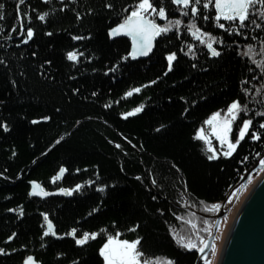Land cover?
<instances>
[{
	"label": "trees",
	"instance_id": "16d2710c",
	"mask_svg": "<svg viewBox=\"0 0 264 264\" xmlns=\"http://www.w3.org/2000/svg\"><path fill=\"white\" fill-rule=\"evenodd\" d=\"M133 1L63 0L51 6L29 0L19 17L13 0H0V124L8 127V131L0 127V174L11 181L0 178V247L16 249L1 258L0 264H19L29 251L41 264H102L96 253L99 235L115 229L128 239L140 236V247L148 256L193 264L194 255L179 251V245L172 244L150 220L154 216L163 223L171 219L173 200L168 192L181 188L180 176L185 177L194 200L220 202L235 185V169L263 150L264 129L259 123L264 120V67L258 66L264 57L251 53L245 54L248 61L242 59L239 44H250H244L250 36L230 33L219 47L220 56L209 59L201 50L190 54L201 44L192 43L189 50L176 31L160 39L146 61L120 63L126 41H110L107 29L121 20L120 13ZM151 2L156 4V0ZM163 5L168 14L174 11L170 0ZM50 9L54 12L45 22L35 21L34 16L24 18L43 12L46 16ZM197 26L205 29L207 24L200 20ZM27 27L33 28L34 35L25 42ZM248 31L261 34L255 28ZM74 49L83 53L77 66L65 60V53ZM168 51L176 52L177 59L166 72L164 53ZM249 61L256 66L252 68ZM132 85H144L140 95L128 103L118 102L121 91ZM248 92L256 94L254 100L259 103L258 109L246 105L245 118L253 122L244 137L249 140L240 142L232 160L207 163L193 138L197 124L228 101L247 97ZM139 100L144 103L142 113L120 119L119 112L125 116L127 108L135 109ZM42 116L49 119L41 120ZM33 120L37 122L31 124ZM83 124L91 130L82 132ZM253 130L260 133L259 140L250 139ZM108 141L119 145L118 149ZM59 166L67 169L65 184L96 175L97 186L104 185L105 193L95 192L92 186L71 199L40 202L27 198L26 179L46 180ZM198 169L211 171V180L199 183ZM16 206L22 211L19 220L5 212ZM38 211L49 213L58 235L76 228L78 235L96 231L97 237L78 247L72 239L41 236ZM13 233L11 242L4 243Z\"/></svg>",
	"mask_w": 264,
	"mask_h": 264
},
{
	"label": "rangeland",
	"instance_id": "374dc122",
	"mask_svg": "<svg viewBox=\"0 0 264 264\" xmlns=\"http://www.w3.org/2000/svg\"><path fill=\"white\" fill-rule=\"evenodd\" d=\"M3 1H12V0H1V2H3ZM39 1H41V3L51 4V6H54L55 2L56 3L63 2V0H39ZM67 1L73 2V0H67ZM28 2H29V0H27V1L26 0H13V4H14V7H15V14L20 17L21 14H23L21 9H23L24 3L27 4ZM138 2H139L138 0H134L133 3H131L132 5H130L127 9L123 10L122 11L123 13L122 12L120 13L121 20L118 23H120L125 16L130 15L132 9L135 6H137ZM163 2H164V0H160L159 2H158V0H156V4H154V5H156L158 7ZM193 2H194V0H193ZM170 3H171V0H170ZM212 4L214 5V0H212ZM171 7H173L174 11L173 12L170 11L169 14H166V18H160L157 15V13L151 12V10H150L151 14L149 15V19H155L157 23L162 24V25L163 24H167L170 21H174L176 19H180L183 22V23H181L180 27H185V25L189 27V22H186V23L184 22V18H185L184 15H182L181 12L180 13L177 12L172 3H171ZM197 8L199 9L197 14L201 15L203 13V9H204L203 8V0H201V3L197 5ZM208 9H205V10H208ZM255 9L257 10L256 7H255ZM61 11H62V9H61ZM53 12L54 11L52 9H50L49 13H47V15L44 17V20H40L38 18L39 15H37V14L36 15H34V14L33 15H31V14L29 15L28 14L24 18L29 19V18H32V16H34L35 17V21L38 20L40 22H42V21L45 22V20L47 19V16L50 17L51 14H53ZM43 14H46V12H43ZM208 15L209 16H214V13L213 14H208ZM190 20H192V21L196 20V22L194 21L196 23V25L200 21V19H190ZM202 22L206 23L203 20H202ZM20 23H21V19L17 20V24H20ZM30 25L32 26V23H30ZM115 26H116V24L113 23L110 27H115ZM108 29H107V31H108ZM22 30L23 29H22V24H21L20 27H19V31H22ZM203 30H205V29H203ZM208 30H211V31H213L215 33L217 31H221V30H218L215 27L210 28ZM11 31H12V29L10 30L9 34H11ZM176 31L177 30H176V28L174 26V27H172L169 30L168 33H162L160 36L156 37L155 40L153 41V50H152V52H150L148 54V56H138L136 58L127 57L125 60H120V63H125L127 60L130 61V62L141 61V58L149 59L151 57V55L153 54V52L155 51V47H156L158 41L160 39L164 38V37H167V35L169 33H173L174 34ZM25 34H26V32H25ZM0 36H1V33H0ZM120 39L126 41V44H127V48L125 49V51H123L121 56H127V52L131 51V38H129L127 36H124V35H119V36L114 37V38L109 39V40L110 41H115V40H120ZM0 40H1V37H0ZM219 46L222 47V46H224V44L221 43ZM189 50H191V47L189 48ZM70 51H73V50H70ZM66 53H65V60L67 62H70L73 65L77 66L79 64V57L81 56V55H79V52L77 50H75V53L78 54L76 61L68 60L67 56H66ZM165 54L166 53H164V56H165ZM164 60H165V63H166V72H169V70L167 69V60H166L165 57H164ZM115 68L116 67L113 66V69H115ZM114 74H115V72H114ZM143 86L144 85H141V86L132 85L130 87H127L126 89L121 91L122 94H119L118 102L128 103V101H130L133 98V96L140 95V93H141V89L140 88H143ZM136 88H139V91H134V89H136ZM256 91H262V89H257ZM125 93H129V94L125 95ZM255 95H252L251 92H248L247 93V97L243 96V99H241V100L239 99V101H240V103L242 105V110H241V113H239L238 116H237L238 119H242V120L245 119V113L243 111V107H245L246 105L249 106V109H251V108L258 109L259 103L256 100H254ZM236 99H238V98H236ZM231 101H228L227 104H229ZM108 103H109V105H111L110 101ZM116 103H117V101H116ZM260 104H261V102H260ZM135 105H136L135 108L140 107L141 111L133 112V109H128L127 108V112H126L127 115L124 116V113H122V111L119 112V117L121 115L120 119L123 118V120H126L127 118H133V117L139 116L142 113V111H143L142 106L144 105V103H142V101L139 100V101H137L135 103ZM115 107H117V104H115ZM129 108H132V107H129ZM143 108H144V106H143ZM225 110L226 109H224V110L222 109V111L221 110H219V111H221V114L223 115ZM216 111H218V109ZM254 114L257 117H261V115H262V114H259V113L258 114L254 113ZM207 118H208V116L203 118L202 121L199 124H197V126L195 128V131H196V129L201 128V127H203L206 132L208 131V125H205L203 123V121L205 119H207ZM31 124H35V123H32V121H31ZM233 125H234V122H233ZM80 127H82V129H84L82 131L84 133H86L88 130L89 131L91 130V127L84 126V124L81 125ZM2 129H3V127H2ZM231 132H230L229 136L231 135ZM194 135H195V133H194ZM119 137H120V139L122 141H125V142L127 141L126 139H123L121 136H119ZM210 139L212 140L213 147L218 152H222L221 146L219 145V142L216 141L215 137H210ZM230 139H232V138L230 137ZM197 141L199 142V146H200V149H201L200 154H201L202 158L207 163L215 164V163H219L221 161L226 162V161H228V159L231 158L230 160H232L234 158V157L232 158L233 155L230 156V157H224L221 154L216 159L209 161L207 159V155H209L211 153L207 152V148L203 144L202 141H199V140H197ZM108 144H110L111 146H113L116 149H118L119 145H117L116 143H112V142L108 141ZM237 147H238V145H237ZM132 149H136V148H132ZM256 158H255L256 160L255 159L253 161L251 160V162H249L248 164H245V165L242 164L243 167L240 164L237 167V169H235L234 174L237 173L236 177L233 180L235 185L233 186V189L231 188V189H229L228 192H226V195L224 196L223 200H221L220 202L213 203L214 201L209 202V201H206V200H194L193 197L189 194V190L187 189L188 187L186 186L185 177H183V179H181V176H180L179 185L181 186V188H178V186H177V188H174V190H171V191L168 192V196L170 194V197L173 200V206L171 207L172 210H170L169 213H168L169 216L171 217V219H169L168 221L163 223V221L160 218L154 216V217H152V220H150L151 221V225H153L154 222H155V224H158V229L164 231L165 234H167L166 236H168V238L170 240H172L171 241L172 244L174 243L177 246H178V238L181 237V236L184 237L185 243H187V241L189 239L192 242H194L197 245L196 248L188 249V248H183L181 245L178 246L180 248L179 251H183L184 250L185 253L194 255V260L192 261L193 264H205L206 261H207V264H216L218 259H219V257H220V253L222 252V246L224 245L226 237L228 236L227 235L228 231L230 230V225L228 223L231 222L233 217L234 218L236 217L235 216L236 213H237L236 211L243 204L244 199L246 197V194L252 190V187H253L252 185L254 183L258 182L257 179H259L260 176H262L264 174V165H262L260 163L261 160H264V148H263L262 151H260V153L258 151V153L256 154ZM60 167L61 166H59L54 171V173L50 174L49 177L46 180H38V179H34V178H27L26 182H25V185H26V188H27V193H26L27 198L34 199V200H37V201H40V202H44V201H47V200H50V199H56V198H59V199H71L74 195H80L81 193H83V191L92 188V186H93L95 192L96 191L100 192L98 190V186H97L100 182H99V180H97L98 177L96 175H94L93 177L92 176L85 177L81 181H78L76 183H72V184L68 185V184H65L64 181H63V179H64V177H65V175L67 173V169L65 168L66 171L63 174H61L55 181H53L51 178L53 176H55L57 172H59ZM76 171L77 170H74L73 172H76ZM30 172H31V170L28 172L27 176L29 175ZM210 174H211V171L210 172H208V171L204 172L201 169H198V181H199V183L206 184L207 182L205 180H207V179L211 180V175ZM0 178L10 181V179H8V176L5 175V174H2V173L0 174ZM89 180L92 181V184L85 183L86 181H89ZM181 180L183 181V184L181 183ZM30 181H36L37 184L40 185V187H42L48 193V195L47 196H40L38 194V190H37V192H32V184L30 183ZM150 181H151V183L153 185V179H152L151 176H150ZM77 183L81 184V189L80 190H76L75 189V185ZM239 184H242L245 187L239 189L238 188ZM61 187L73 189L71 195L58 192L57 189H59ZM30 192H32L31 195H29ZM102 193H105V187H104V190H103ZM169 202L170 201L165 200L166 204L169 203ZM213 204L217 205L218 207L213 208L212 207ZM19 207L20 206H16L14 208H9V209L7 208L5 210V212L7 214L16 215L18 217V220H19V219L22 218V214H21L22 211L18 210ZM10 209H11V211H9ZM44 212L45 211H38V213L40 215V218H41V223L39 224V229L41 230V233H42L41 236L44 235V230L47 228V223L44 221V218H43V215H42V213H44ZM162 215H164V213ZM48 216H49V219L51 220L49 213H48ZM216 216L218 217V227H219V229L217 227L216 231L213 232L215 222L217 221V217ZM163 220L165 221L164 218H163ZM189 222H191V223H189ZM52 224H53V231H55L57 233L56 227H55L53 221H52ZM219 224H220V226H219ZM226 224H228L226 226L228 231L224 232V231H222V226L226 225ZM116 230H118V229H115V231ZM115 231H112L111 233H108V234H114ZM101 232L104 233L105 231L101 230ZM221 233H222V236H221ZM108 234L99 235V238H100L99 239V246L97 248H99L102 245V243L104 242V240L106 239ZM44 236H46V237L48 236L49 238H51L53 240H62L64 238L72 239L74 241V244H75V238H76V236H69L67 234H65V235L61 234V235H57V236H52L51 233H48L47 235H44ZM221 237L223 238V240H222V242L219 241V244H218V240ZM120 238L121 239H128V238H125L123 236H120ZM90 239L92 240L94 238H90ZM210 239H211V241H210L209 247H206V245H207V243H208V241ZM201 240H203L204 242L207 241V243L201 244ZM9 242H11V240L7 239V240H5L4 243H9ZM77 246L80 247L82 245H77ZM216 247H218L217 252H215L216 251V249H215ZM0 248H2V247H0ZM200 248H203V252H201L199 250ZM2 249H4V253H0V259L5 257V256H8L10 253H12L13 251L16 250V249L15 250H6V248H2ZM96 253H97V255L100 258L101 263H102V258L99 256L98 249L96 250ZM28 256H32L33 260L36 262V264H41V262H39L36 259L35 254L32 251L26 252L20 258L19 264H24V261L27 259ZM151 257H153V256H151ZM155 257H159L160 260L162 261V264H165V262L167 261V259H165L164 257H162L160 255L159 256H155ZM153 264H154V262H153Z\"/></svg>",
	"mask_w": 264,
	"mask_h": 264
},
{
	"label": "snow or ice",
	"instance_id": "6c2138e0",
	"mask_svg": "<svg viewBox=\"0 0 264 264\" xmlns=\"http://www.w3.org/2000/svg\"><path fill=\"white\" fill-rule=\"evenodd\" d=\"M257 2V0H214V5L212 4V0H203V8L208 9L210 5L214 6L215 15L213 17L216 25L220 29L225 28L224 23H220L221 18L227 21H235L239 20L241 22V26H243V22H245L249 17V10L252 6ZM261 3H264V0H260ZM171 3L174 5L182 6V15H188L189 9L193 16H196L199 9L197 5L201 3V0H171ZM3 5L0 4V8ZM111 7V5H108ZM151 12L157 13L160 18H166V8L161 3L158 7L154 5L151 0H139L137 6H135L130 15H127L123 18V20L116 24L115 27H110L107 31V36L109 39L117 37L119 35H124L131 38V51L127 52V56H121L120 60H125L127 57L136 58L138 56H148L150 52L153 50V41L156 37L160 36L162 33H168L169 30L175 26L177 30V34L180 31V25L182 21L180 19H176L174 21H170L167 24H159L155 19H149V15ZM261 18L264 19V9L259 10ZM147 14V15H146ZM2 16V14H0ZM45 14L41 13L39 15L40 20H44ZM204 20L209 19V15H204ZM255 23V21H253ZM257 27H261V25L257 24ZM188 31L191 33L193 37L200 39L201 43H206L208 54L213 57L220 56V51L213 47L212 41L215 39L210 33L203 32L201 34V28L197 27L196 23L192 20L189 21ZM231 33V29L228 30ZM47 35H51V33H46ZM34 35V30L32 27H27L26 29V37L25 42L30 40ZM204 36L208 37V40L205 41L203 39ZM73 39H82V37H73ZM223 43V41H220ZM251 47V45H249ZM36 53H33L35 55ZM77 53L75 50L68 51L66 53L67 59L70 61L77 60ZM79 55H83V53H79ZM165 58L167 60V69L171 71L174 67L173 61L177 59L176 52L169 51L165 54ZM91 59V57H89ZM45 63H50L49 61H45ZM195 67V65H193ZM264 67V66H262ZM149 83H153L150 81ZM134 91H139V88L134 89ZM129 93H125L128 95ZM95 95V93H93ZM242 110V105L239 100L233 99L227 106L224 114H221V111H213L207 119L203 121L205 125H208V131L206 132L203 127L196 129L194 139L202 141L203 144L207 148V152L211 153L207 155V159L209 161L216 159L219 155H223L224 157L232 156L233 152L236 150L237 145L240 144V141L244 139L246 133H249L250 126L252 125V120L249 118H245L242 120L241 125L238 129V136L235 140L230 139V132L232 131L233 122L237 119L238 114ZM141 111L140 107L133 109V112ZM243 111L245 115L247 114L248 109L243 107ZM127 115V113H125ZM41 120L47 121L49 119L48 116L40 117ZM36 120H33L32 123H36ZM0 127H3L4 131H8L7 125L0 124ZM163 127V125H161ZM259 127L264 129V120L259 123ZM210 137H215L216 141L219 142L221 146L222 152H218L212 145V140ZM250 139L253 141L260 139V133L257 131H251ZM260 163L264 165V160H261ZM66 171L64 166H61L59 172L56 173L51 179L55 181L61 174ZM79 171V169H77ZM32 184V192H37L40 196H47L48 193L37 184L36 181H30ZM87 184H92V181H86ZM153 183H155L153 181ZM76 190L81 189V184L77 183L75 185ZM99 191L104 190V185L98 186ZM58 192L71 195L73 189L71 188H59ZM29 193V195L32 194ZM213 208L218 207L213 204ZM11 211V209L9 210ZM93 212L97 211L96 208H93ZM22 214V213H21ZM44 221L47 223V228L44 230V235L51 233L52 236H57L58 233L53 231L52 221L49 219L48 213H42ZM115 225V221L112 222ZM191 223V222H189ZM138 227L134 225L132 231ZM69 236H76L75 244L76 245H84L90 238H95L97 236L96 231L88 232L84 231L82 235L77 234V229L72 228L68 233ZM15 236L13 233L8 237L11 240ZM121 233L119 230H116L114 234H108L102 245L98 248L99 256L102 258V264H162V261L159 257H151L148 256L145 252L142 251L140 247L141 237L136 236L134 239H121ZM178 243L188 249L196 248L197 245L192 242L190 239L185 243L184 237L181 236L178 238ZM205 242L201 240V244ZM203 252V248L199 249ZM0 253H4V249L0 248ZM24 264H36L33 260L32 256H28L24 261ZM165 264H175L173 260H167ZM207 264V261L205 262Z\"/></svg>",
	"mask_w": 264,
	"mask_h": 264
},
{
	"label": "bare ground",
	"instance_id": "6f19581e",
	"mask_svg": "<svg viewBox=\"0 0 264 264\" xmlns=\"http://www.w3.org/2000/svg\"><path fill=\"white\" fill-rule=\"evenodd\" d=\"M173 6H174V8L176 9L177 12H179V13L181 12L182 13V6H178V5H174V4H173ZM255 7L257 8V10L255 9ZM261 9H264V3H261L260 0H257V2L249 10V12H250L249 17H248V19L245 22H243V26H241V22L239 20L227 21V20H223L221 18V20L219 22L220 23H224L225 24V28L224 29H220L216 25V22L213 19L214 16H209V19L208 20H204V18H203L204 17V13H202L201 15L200 14H197L196 16H193L191 14V12H190V9H189L188 15H186V16L184 15V17L186 18V19L184 18V22L185 23L186 22H189L190 19H200V20L205 21L206 24H207V26L205 27V30L201 29V34L203 32H208L213 37H215V39L212 41L213 47H216L220 51V53H222L221 49L219 48L220 47L219 46L220 44H216V43H221L220 41L227 40L226 39V36L227 37H231V36H229V34H230V32L228 31L229 29H231V33L232 34H235V35L242 34V35H246L247 37L249 35L250 37H248L246 40H244L245 41L244 44H246V43H250V44H247V45L244 46L243 44L239 43L240 44V47L242 48L241 49V54H244V58H242V59L248 61L247 60L248 58H247V56L245 54L249 55V54L252 53V54H255L256 56H262V57H264V19H262L261 18V15H260V11L259 10H261ZM213 13L215 15L214 6L210 5V8L207 10V14H213ZM166 14H168L167 10H166ZM253 21H255V23H253ZM257 24L261 25V27H257L256 26ZM212 26L215 27V28H217L218 30H221V31H217L216 33L213 32V31H207V29L213 28ZM249 28H255L257 31L261 32V34H259V35H257V34H250L249 31H248ZM179 33L181 34V35H178V37H180V40L183 41L188 46L194 47V45L192 43H199V44H201V46L199 47V50L197 52H195V51H188L190 54H192V55L197 54L201 50V51L205 52L206 56L209 59H216V58L219 57V56L218 57L210 56L208 54V49H207L206 43H201L200 39H198L196 37H193L191 35V33L188 31V26L185 25V27H180ZM203 39L205 41H207L208 40V37L207 36H204ZM252 42H256V44H251ZM235 43L237 44V42H235ZM249 45H251V47H249ZM146 60H147V58H141V61H146ZM260 61H261L260 62L261 65H259L258 67L264 66V63H263L264 60H260ZM248 64L252 68H254V66H256L251 61H249ZM262 78H264V74L262 75ZM237 100H239V99H237ZM227 105H225V106H223L221 108H218V110H221L222 111V109L223 110L226 109V106ZM210 115H211V113H210ZM237 119H238V117H237ZM241 123H242V119L237 120V121L236 120L234 121V125L232 126V132H231V135H230V137L233 140H235V138L238 136V129H239V126L241 125ZM245 140H249V139H242L240 142H244ZM262 177H264V174L262 176H260L259 179H257L258 182H260V180L262 179ZM258 182L254 183L252 185L253 186L252 187V190L254 189V187L257 185ZM243 187H245V186H243L242 184H239V186H238L239 189L240 188H243ZM232 189H233V187H232ZM250 192H248L246 194L245 199L249 196ZM245 199H244V201H245ZM242 207L243 206L241 205V207L236 211L237 212L236 215H239ZM234 220H235V218L233 217V219L231 220V222L229 221L230 223H228L230 225V230L232 229V225L235 222ZM228 224L222 226V231H224V232H227L228 231L227 228H226V226ZM219 226H220V224H219ZM218 229H219V227H218ZM230 230L228 231V234H227L228 236H229ZM221 236H222V233H221ZM227 237H226L225 242L227 241ZM222 240H223V238L221 237L218 240V244H219V241L222 242ZM225 242H224V244H225ZM205 243H207V241H205ZM178 245L180 246L179 243H178ZM223 246H222V249H223ZM215 249H216L215 252H217L218 247H216ZM220 256H221V253H220ZM216 264H220L219 259H218V261H217Z\"/></svg>",
	"mask_w": 264,
	"mask_h": 264
},
{
	"label": "water",
	"instance_id": "95a60500",
	"mask_svg": "<svg viewBox=\"0 0 264 264\" xmlns=\"http://www.w3.org/2000/svg\"><path fill=\"white\" fill-rule=\"evenodd\" d=\"M242 206L223 246L220 264H264V177ZM217 227L218 217L213 232Z\"/></svg>",
	"mask_w": 264,
	"mask_h": 264
}]
</instances>
